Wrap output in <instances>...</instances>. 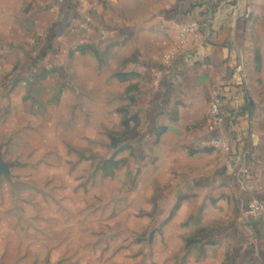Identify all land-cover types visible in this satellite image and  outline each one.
Returning <instances> with one entry per match:
<instances>
[{
  "label": "rangeland",
  "instance_id": "1",
  "mask_svg": "<svg viewBox=\"0 0 264 264\" xmlns=\"http://www.w3.org/2000/svg\"><path fill=\"white\" fill-rule=\"evenodd\" d=\"M40 1L0 0V75L11 77L0 88V264H264L258 198L228 222L226 199L191 190L180 162L140 142L158 86L147 85L146 63L174 68L189 41L182 25H165V46L156 42L168 0H79L54 43L63 16L49 1L57 13L42 14ZM82 26L95 37L58 46ZM122 26L129 38L108 42V28ZM257 49L241 60L249 84L263 63ZM239 158L244 204L262 188L251 155Z\"/></svg>",
  "mask_w": 264,
  "mask_h": 264
},
{
  "label": "crops",
  "instance_id": "2",
  "mask_svg": "<svg viewBox=\"0 0 264 264\" xmlns=\"http://www.w3.org/2000/svg\"><path fill=\"white\" fill-rule=\"evenodd\" d=\"M48 1L54 5L53 8L58 5V14L63 16L61 25L56 24L50 30V42L54 43L61 36L58 34L53 38L54 31L63 27L76 13L79 0H41L39 5L44 15L57 13L54 9H44ZM167 2L160 11L159 24L155 27L158 44L165 46L168 37L165 25L177 27L196 22L199 28L189 36L188 45L174 68L167 69L155 62L146 63L144 76L147 85L158 82V86L154 91L151 87L152 95L146 103L144 101L140 113V142H158V149L164 157L180 162L183 177L190 179L191 190H209L214 199H226L232 212L228 222L233 221L240 206H247L255 197L264 200V97L260 89V85L263 84L261 88L264 86V23L261 22L264 21V0ZM142 11L149 12V7ZM76 19L82 20L79 15ZM130 27L108 28L111 30L108 31V42H123L129 38ZM66 33V42H59L60 48L66 44L71 46L85 42L87 37L92 36L85 26ZM253 45L259 48L257 50L263 56V63L259 71L251 73L252 81L249 84V76L243 71L241 60L246 49ZM155 74L159 75L158 78L154 77ZM7 78L9 75H0V88L4 87L3 81ZM216 92L223 93L227 114L244 101L248 112V115L238 119L234 129L245 138L244 150H240L238 156L245 153L251 155L252 160L245 164L254 176L260 177L262 191L256 193L251 186L245 193L244 204L240 200L241 187L234 176V165L237 164L229 160L225 153L209 146L208 113ZM158 129L160 136L155 134Z\"/></svg>",
  "mask_w": 264,
  "mask_h": 264
},
{
  "label": "built area",
  "instance_id": "3",
  "mask_svg": "<svg viewBox=\"0 0 264 264\" xmlns=\"http://www.w3.org/2000/svg\"><path fill=\"white\" fill-rule=\"evenodd\" d=\"M198 27L199 26L196 22H193L189 25L181 26L180 37L183 43L182 45H185V43H187L190 34L195 32L198 29ZM182 47L183 46H181V48ZM179 52L180 50L178 49L174 50L168 58L174 59L179 54ZM227 117H228V114L224 110L223 93L216 92L212 96L210 107H209V113H208V119H209L208 130L211 134V137L209 140V146L211 148H216V149H221L223 151H226L231 156L232 162L237 164L236 166H239L238 173H240L242 169V162H241V159L239 158L240 155L238 156V154L236 153V142L235 141L232 142L229 139L228 133L225 129V123H226ZM233 148L235 149V152L233 151L234 150ZM249 172L250 171L247 169V173ZM252 203L253 202H250L248 204V207H250ZM257 204L264 206L263 201L258 200ZM253 205L255 206V204Z\"/></svg>",
  "mask_w": 264,
  "mask_h": 264
},
{
  "label": "trees",
  "instance_id": "4",
  "mask_svg": "<svg viewBox=\"0 0 264 264\" xmlns=\"http://www.w3.org/2000/svg\"><path fill=\"white\" fill-rule=\"evenodd\" d=\"M59 34V33H58ZM53 37H54V34H53ZM52 47H47V53H53L52 52ZM57 51L54 52V54H61V51L58 52V49H55ZM45 53V54H47ZM53 55V54H52ZM245 101L244 103H240L238 106H236L235 108L231 109L230 112L228 113V117H227V120H226V123H225V129L228 133V136H229V139L232 141V142H236V153L238 154L240 152V150H244V139L242 136H240L235 129V125L238 123V119L240 117H243V116H246L248 115V112L247 110L245 109ZM231 136V137H230ZM234 176H236V174L238 173L239 171V166H236L234 165Z\"/></svg>",
  "mask_w": 264,
  "mask_h": 264
}]
</instances>
